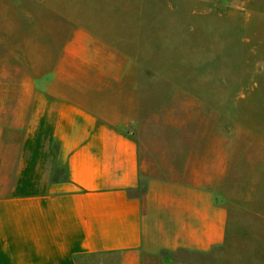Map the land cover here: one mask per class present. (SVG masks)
Wrapping results in <instances>:
<instances>
[{
  "label": "rangeland",
  "instance_id": "rangeland-1",
  "mask_svg": "<svg viewBox=\"0 0 264 264\" xmlns=\"http://www.w3.org/2000/svg\"><path fill=\"white\" fill-rule=\"evenodd\" d=\"M97 74L118 76L113 107L150 151L204 154L247 264H264V0H0V165L48 141L39 88Z\"/></svg>",
  "mask_w": 264,
  "mask_h": 264
},
{
  "label": "crops",
  "instance_id": "crops-1",
  "mask_svg": "<svg viewBox=\"0 0 264 264\" xmlns=\"http://www.w3.org/2000/svg\"><path fill=\"white\" fill-rule=\"evenodd\" d=\"M97 76L39 88L52 100L48 141L1 159L0 264H156L177 253L194 257L181 264H247L248 235L203 176L204 154L150 151L113 107L118 76Z\"/></svg>",
  "mask_w": 264,
  "mask_h": 264
}]
</instances>
